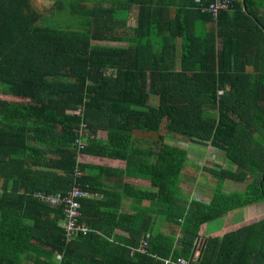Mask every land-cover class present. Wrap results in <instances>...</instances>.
Masks as SVG:
<instances>
[{
    "label": "trees",
    "instance_id": "16d2710c",
    "mask_svg": "<svg viewBox=\"0 0 264 264\" xmlns=\"http://www.w3.org/2000/svg\"><path fill=\"white\" fill-rule=\"evenodd\" d=\"M33 1L50 3L58 27L40 24ZM208 3L189 8L216 25L199 38L182 10L167 19V0H0V264H264V219L214 235L264 201V0H234L217 19ZM132 5L138 23L123 37ZM177 37L179 70L167 65ZM241 58L262 66L247 71ZM172 140L216 148L228 168L203 173L244 190L217 185L209 202L193 199L181 189L189 151ZM81 155L123 162V172L97 169L147 184L129 189L137 213L96 189ZM74 187L104 198L79 201L90 231L69 238L64 209L36 196ZM145 238V254L134 252Z\"/></svg>",
    "mask_w": 264,
    "mask_h": 264
},
{
    "label": "crops",
    "instance_id": "0c3cea01",
    "mask_svg": "<svg viewBox=\"0 0 264 264\" xmlns=\"http://www.w3.org/2000/svg\"><path fill=\"white\" fill-rule=\"evenodd\" d=\"M195 1H198V0H167V7L164 10H166V17L170 21H173L174 19H176V14L178 13V11L182 10L181 13H178V17H179V21L180 20L183 21V18H182L183 16L186 18L187 22L186 23L184 22V26L189 27V28H187V29H189V31H187V32H190V33L194 34L195 36H198L199 38H204L207 33H209L210 31L215 29L216 25L211 24L209 21H207L205 18H203L201 16V13H199L197 10L196 11H193L194 9L189 10L190 6L193 5V3ZM105 7H107V6L105 5ZM128 9H130V12H129L128 18H127V29L123 28L121 30V35L123 37L125 35L132 36L131 28H135L137 26V23H138V16H139L138 5H132ZM160 38H162V37L159 36V39ZM111 45L114 46L115 43H112ZM121 46H128V45H126V43H122ZM174 46H175V50H174L175 54L172 58L170 56L168 57L167 65L172 64L175 67V69L179 70L180 65H182L180 63V60L182 59V56H183L182 42H181V39L179 37L174 39ZM217 46L219 47V43L217 44ZM241 61L246 66L247 71H249L251 69V66H253V65L255 67H261L262 66L261 61L247 60L244 58L239 59L237 64H240ZM2 98H5V97L2 96ZM7 99H8L7 102L15 103L16 101H18V99L14 96H13L12 100H10V97H7ZM168 142H170V141L168 140ZM172 142L173 143H181V144H189V143H183V142L174 141V140H172ZM189 145L192 146V150L191 149L187 150V151H189V167L185 168L184 177L182 178V181L183 182L186 181L187 183H190V181H191V180H189L190 179L189 175L191 173H195L194 171H196V172L200 171L197 168V167H199L197 164L201 163V161L204 160L200 157V155L203 153V151L199 147H207V148H210L211 150L214 149L215 151L220 153V151H218L216 148L211 147L209 145H202V144L199 145V144H193V143H191ZM200 152H201V154H200ZM211 153H208L206 155V160L208 162H209L208 155H210ZM216 158L219 159V161H223V159H224V158L220 159L218 157H216ZM211 160H214V159H211ZM79 161H80V164H87V165H90L92 167V169H90L88 171V173L92 175V178H93L92 184L95 187H97L96 189H98V190L102 189L105 192H114V193H118L121 195V198L119 200L121 202L120 213L135 214L138 212L139 206L142 207V205H139L138 201L136 202L128 196L130 195V192H131L129 189H132L135 191L143 190V188H145L147 186V184L145 182L141 181L140 179L129 178L128 176H121V174L111 175L113 173H106V172H102V171L97 169V168H105V169H108V171H117L118 173L123 172V170L125 168V164L123 162L107 160V159H103V158H95V157L87 158V157H85V155H81ZM226 166L228 168L227 164H226ZM98 175H100V176H98ZM183 182H182V185L184 187L181 186V188H183L182 190L186 193L187 190H185V188L189 187V185L185 186V184ZM195 183H196V181H195ZM223 184H224L225 190L226 189L227 190H234V188H233V185L235 184L234 182L226 180L223 182ZM124 190H126V192ZM211 192L207 195L206 194L202 195L204 198L203 202H209V198L212 194ZM224 192H226V191H224ZM187 193H190V192L187 191ZM226 193H230V192H226ZM126 194H128V195H126ZM190 194L192 195V198L194 199L195 198L194 197V191H192ZM197 196H199V195H197ZM205 196H207V198H205ZM103 198L104 197L100 194H98V195L97 194H90V196L87 197V199H90L92 201L102 200ZM207 199H208V201H207ZM116 202H118V199L115 202L111 201V204L114 205V204H116ZM93 212L95 213V211L92 209L90 211L89 216H93L94 215ZM262 219H264V201L257 203V204H254V205H251V206H249V207H247L241 211H235L233 213L228 214L222 220L223 221L222 225L218 228L219 230L217 229L218 231L215 232L214 235H222V234H225L227 232H231V231H234L236 229H239L243 226H246V225L252 224L254 222L260 221ZM89 220H91V219H89ZM156 222H157L156 223L157 225H155V228L159 229V226H158L159 220L157 219ZM162 229H163L162 231H168L165 227ZM117 232L119 235L127 237L126 236L127 235L126 230L122 229V231H117ZM199 241L200 242H199L198 250L201 248L203 243H205L203 239H201ZM57 259L59 260L60 257H57Z\"/></svg>",
    "mask_w": 264,
    "mask_h": 264
},
{
    "label": "rangeland",
    "instance_id": "374dc122",
    "mask_svg": "<svg viewBox=\"0 0 264 264\" xmlns=\"http://www.w3.org/2000/svg\"><path fill=\"white\" fill-rule=\"evenodd\" d=\"M32 4L34 7H36L37 11H39L42 14V18L40 21L41 25H47V26L49 25L52 27H58L59 19L56 16L52 15V11H51L52 7L50 6L49 2L42 3L41 1H39V2L33 1ZM66 12L67 13H63L62 15H59L60 19H61L63 25H66L68 27L69 26L73 27L75 25L76 21L73 19V17L69 14L68 11H66ZM175 144L180 145L181 147L185 148L186 150H190V149L192 150V146L189 145L191 143H189V144L175 143ZM199 148H201V150L203 151L202 154L200 152V154H201L200 157L204 160L201 161V163L197 164L199 166L197 168L200 171L199 172L194 171L195 173H191L189 175V178H190L189 180H191L190 183H187L186 181L183 182L185 184V186L189 185V187H186L185 190L189 191L190 193L192 191H194V197L200 201L201 200L203 201V199H204L202 195L209 194L211 191L214 190V188L217 187V185H221L222 190H224L226 192L244 190V184H240V183H236V182H234L235 184L233 185L234 190H227V189L225 190L224 184L223 183L219 184L217 181L218 179L212 177L211 175H209L207 173H203L204 169L215 170L217 168V167H215V165L221 166V168L223 170H226L227 166L225 164L226 162H224L222 155L220 153H218L217 151H215L214 149L211 150L210 148H207V147H199ZM208 153H211L210 155H208L209 162L206 160V155ZM216 157H218L220 159L222 158L223 161H219V159H217ZM211 159H214V160H211ZM195 181H196V183H195ZM181 186L184 187L183 185H181ZM181 189H183V188H181ZM187 191H186V193H187ZM197 195H199V196H197ZM205 198H207V196H205ZM207 201H208V199H207Z\"/></svg>",
    "mask_w": 264,
    "mask_h": 264
},
{
    "label": "built area",
    "instance_id": "2783aa9c",
    "mask_svg": "<svg viewBox=\"0 0 264 264\" xmlns=\"http://www.w3.org/2000/svg\"><path fill=\"white\" fill-rule=\"evenodd\" d=\"M234 0H208V5L203 7L204 12H208L212 14V16L217 19V16L220 11L222 10H228ZM83 107H80L78 109L79 113L83 112ZM85 127V125L82 124V128ZM76 144L79 146L80 149L83 148L84 144L81 139L76 140ZM42 201L49 202L53 205L60 206L64 209L65 214V221H66V235L70 238L72 235H74L77 232H80L82 234H86L90 231V229L79 222L80 218V203L79 201L81 199L87 198L88 194L82 192L78 187H74L71 192L66 197H42L40 195L36 196ZM199 248V245H198ZM147 249V241L146 238L141 241V245L138 247V249L134 250V252H139L141 254H145ZM200 249L198 250V253L196 254V257L199 256ZM178 264H189V262L185 260H178ZM164 264H170V262L165 261Z\"/></svg>",
    "mask_w": 264,
    "mask_h": 264
},
{
    "label": "water",
    "instance_id": "95a60500",
    "mask_svg": "<svg viewBox=\"0 0 264 264\" xmlns=\"http://www.w3.org/2000/svg\"><path fill=\"white\" fill-rule=\"evenodd\" d=\"M204 247H205V243H203V245L201 246V248H200V255H201V252H202V250L204 249ZM196 254V253H195ZM195 254H194V256H195ZM193 259H194V257H193Z\"/></svg>",
    "mask_w": 264,
    "mask_h": 264
}]
</instances>
